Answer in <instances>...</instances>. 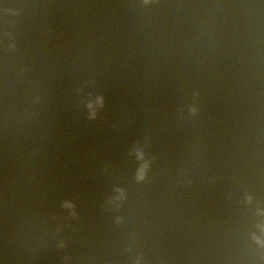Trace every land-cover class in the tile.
<instances>
[{
	"label": "water",
	"instance_id": "1",
	"mask_svg": "<svg viewBox=\"0 0 264 264\" xmlns=\"http://www.w3.org/2000/svg\"><path fill=\"white\" fill-rule=\"evenodd\" d=\"M0 264H264V0H0Z\"/></svg>",
	"mask_w": 264,
	"mask_h": 264
},
{
	"label": "clouds",
	"instance_id": "2",
	"mask_svg": "<svg viewBox=\"0 0 264 264\" xmlns=\"http://www.w3.org/2000/svg\"><path fill=\"white\" fill-rule=\"evenodd\" d=\"M140 178H142V176Z\"/></svg>",
	"mask_w": 264,
	"mask_h": 264
}]
</instances>
